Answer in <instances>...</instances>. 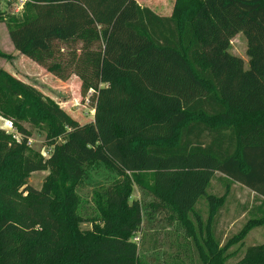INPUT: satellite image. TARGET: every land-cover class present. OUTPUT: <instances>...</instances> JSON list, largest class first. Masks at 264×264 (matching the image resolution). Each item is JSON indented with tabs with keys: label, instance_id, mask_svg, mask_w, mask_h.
Masks as SVG:
<instances>
[{
	"label": "trees",
	"instance_id": "1",
	"mask_svg": "<svg viewBox=\"0 0 264 264\" xmlns=\"http://www.w3.org/2000/svg\"><path fill=\"white\" fill-rule=\"evenodd\" d=\"M21 17L6 22L14 49L58 80L77 76L93 118L0 69V116L18 136L0 128V264H140L133 237L159 214L199 264H264V242L243 240L264 226V0H173L168 15L137 0H26ZM237 33L246 66L229 52ZM100 164L118 179L83 217L76 187ZM36 171L48 172L39 189ZM235 183L252 203L225 233Z\"/></svg>",
	"mask_w": 264,
	"mask_h": 264
},
{
	"label": "rangeland",
	"instance_id": "2",
	"mask_svg": "<svg viewBox=\"0 0 264 264\" xmlns=\"http://www.w3.org/2000/svg\"><path fill=\"white\" fill-rule=\"evenodd\" d=\"M18 1L0 0V13L2 12L1 14L5 17V20L0 21V52L4 54V56H0V69L25 83L31 84L42 94L52 98L77 122L84 123L91 120L93 118L91 104L88 100H82L80 97L78 86L80 82L76 76H71L66 81L58 80L50 72L14 49L7 36L6 22L9 17L22 18L23 7H21L22 9L18 7ZM172 2L173 0H144V2L139 3L153 8H164L163 12L166 11L165 14H167ZM245 50V38L241 33H237L230 40L229 52L239 56L245 64L248 60ZM6 120L10 121V119L0 116V126ZM43 137V133L33 130L32 135L28 138V145L45 157L47 146ZM47 173V171L32 172L27 180L28 185L39 189ZM117 179L118 177L110 173L102 164L89 167L86 177L76 187V193L81 200L79 213L83 217L93 216L95 214V195L101 191L102 187ZM144 179L149 181L148 177ZM245 195L246 191L242 192V197ZM130 196L131 200L141 198V191L137 185L132 186ZM233 207H235L234 203L229 207V215L224 216L222 220L229 223L228 227H225V233L238 230L247 217V215L237 217L233 222L230 219L231 212L235 209ZM79 228L81 230L90 229L91 223L89 221L81 222ZM141 228L133 237V241L138 247L140 264H199L193 253L190 239L184 235L183 229L175 222H166L160 214L154 220H148L145 216ZM243 240L245 246L264 242V226L250 230Z\"/></svg>",
	"mask_w": 264,
	"mask_h": 264
},
{
	"label": "crops",
	"instance_id": "3",
	"mask_svg": "<svg viewBox=\"0 0 264 264\" xmlns=\"http://www.w3.org/2000/svg\"><path fill=\"white\" fill-rule=\"evenodd\" d=\"M144 2V0H137V2ZM138 2V3H139ZM140 4V3H139ZM141 5V4H140ZM142 6H146V7H148V8H150L152 11H154L155 13H157V14H160V15H168L169 14V12L167 13V14H165L166 13V11L165 12H163V9L164 8H153V7H151V6H148V5H145V4H143ZM160 7V6H159ZM168 8V7H167ZM168 10V9H167ZM160 12V13H159ZM161 12H163V13H161ZM7 36H8V31H7ZM8 39H9V37H8ZM246 65H247V62L245 63ZM245 65V66H246ZM72 76H75V75H72ZM77 77V76H76ZM78 78V77H77ZM78 86H79V84H78ZM92 110V109H91ZM215 178L212 180V183H211V186H212V188H213V191H219V193H221V190H222V186L220 185V183L221 182H219L218 180H217V177L220 175L221 176V174L220 173H218V172H216L215 174ZM233 188V193H234V197H233V202H231V204L232 203H234V205H235V207H233V208H240L246 201V199L249 197V203L251 204L252 202H250L251 201V199H252V195H253V192H251V191H249L246 187H244V186H242V185H240V184H238V183H235V185L232 187ZM244 191H246V195L245 196H243L242 197V192L244 193ZM237 194V195H236ZM248 194H249V196H248ZM245 214V213H244ZM244 214H241L239 217H243V216H245ZM222 218H221V221L223 220V215L221 216ZM236 220V219H235ZM235 220H232L233 222L235 221ZM220 221V222H221ZM232 222V223H233Z\"/></svg>",
	"mask_w": 264,
	"mask_h": 264
},
{
	"label": "built area",
	"instance_id": "4",
	"mask_svg": "<svg viewBox=\"0 0 264 264\" xmlns=\"http://www.w3.org/2000/svg\"><path fill=\"white\" fill-rule=\"evenodd\" d=\"M26 0H19L18 1V7L21 8L23 7L24 3ZM22 9V8H21ZM18 11V10H17ZM85 100H87V98H85ZM1 129H3L4 131L8 132V133H12L13 136L15 137L16 140H18V136L16 133H13V128H12V124L10 121L6 120L4 121L3 125L0 126Z\"/></svg>",
	"mask_w": 264,
	"mask_h": 264
}]
</instances>
